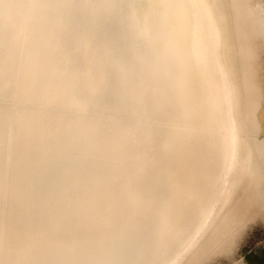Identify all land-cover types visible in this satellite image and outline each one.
Masks as SVG:
<instances>
[{
  "label": "rangeland",
  "instance_id": "374dc122",
  "mask_svg": "<svg viewBox=\"0 0 264 264\" xmlns=\"http://www.w3.org/2000/svg\"><path fill=\"white\" fill-rule=\"evenodd\" d=\"M58 1L31 9L38 34L26 29V45L16 13L0 17V264H264V0H207L219 35L204 38L210 66H189L187 99L158 66L155 36L149 48L119 34L140 0ZM81 8L108 19L95 39L76 23ZM52 11L71 19L68 30ZM31 57L41 67L29 78L19 65ZM217 92L225 98L212 110ZM219 111L235 135L227 165L225 131L210 118Z\"/></svg>",
  "mask_w": 264,
  "mask_h": 264
},
{
  "label": "bare ground",
  "instance_id": "6f19581e",
  "mask_svg": "<svg viewBox=\"0 0 264 264\" xmlns=\"http://www.w3.org/2000/svg\"><path fill=\"white\" fill-rule=\"evenodd\" d=\"M16 1V2H15ZM24 0H14V3H12V0H0V9H3L5 13H3L4 15L1 14V19L3 20V18H7V16H9L10 14V11H14L16 14V16L14 17V19H12L17 25H18V34H19V37H18V42L17 44L19 45H22L25 43L26 40V34H25V30L27 29L29 32H30V35L32 36H35L36 34H38V31L36 29V27L34 26L37 22L35 20V17L36 16H33L32 12H31V9L35 7H37L38 9L41 10V8H43L42 6H48L49 3H50V0H45V1H42V0H28L27 2H23ZM62 1L61 3H63V0H60ZM58 1V2H60ZM68 1V0H67ZM91 1V0H89ZM138 0H136L137 2ZM142 2V6H139V3L137 5V3L134 5V6H130L131 10H130V14L128 15V19H125L124 20H127L124 21L125 22V29L121 32H119V27L117 30V33L119 32V34H122L124 36H127L126 34H132V36H134L135 34H139L142 38L146 39V41L148 42L147 43V47L150 48V44H149V40L152 39L151 35H153V39H155V41L152 39V41L150 42L151 43V47L153 49V51L155 52V54L159 53L161 56L160 59H162L161 63L158 65L160 67V69H162L163 72L166 73L167 76H169L171 82H174V79H173V73H176V84L175 86L179 89L180 91V94L183 98H188L189 96V89H190V85H191V79H190V76H189V73H188V69H189V66H197V68H208L210 66L209 64V61L208 60V54H207V50L209 49V51L211 50V47L209 46L208 48V45L207 43L205 42V39H211L212 40V43H215V41L217 40L218 38V31L216 30V28L214 27L213 25V20H214V14H213V10H212V6L210 4V2L208 3L207 0H140ZM139 1V2H140ZM41 2V3H40ZM43 2V3H42ZM65 2V1H64ZM103 2V0L101 1ZM107 2V0H106ZM23 3H26V6L23 4ZM28 3V4H27ZM72 3V2H70ZM110 3V2H109ZM132 3V2H131ZM52 4V3H51ZM91 4V3H90ZM104 4V3H103ZM106 4V3H105ZM61 5V4H60ZM59 5V6H60ZM107 5V4H106ZM110 5V4H108ZM132 5V4H131ZM54 6V5H53ZM52 6V7H53ZM74 7V6H73ZM76 7V6H75ZM83 7V6H82ZM98 7V6H97ZM109 7V6H108ZM84 8V7H83ZM81 11L78 10V17L81 16V19L79 18L77 20V24L78 25H81V23H85L87 22V24L89 26H91V31H90V37H91V40L92 39H95V37L97 36V31L99 30L100 31V27L99 25H97L99 22H101L102 20L104 22H106L107 20L102 18V17H99L98 13L96 14V11L95 13L93 12H90V13H86V11L83 9ZM54 9V8H53ZM78 9V8H77ZM92 9V7H91ZM48 10V9H47ZM50 10V9H49ZM60 10V9H59ZM39 11V10H38ZM45 11V10H44ZM73 11V9L71 10ZM89 11V10H88ZM92 11V10H91ZM152 11L155 13V15L157 16L156 18L160 19L161 21H163V25L161 24L160 27L157 26V23L156 19L152 16ZM40 12V11H39ZM53 15H52V20L51 23L53 22V24H61L63 26H60V28L62 29H65V30H68L69 27L71 26V19L68 17H61L58 13L52 11ZM75 12V11H73ZM112 12V11H111ZM27 13V14H26ZM29 13V14H28ZM55 13V14H54ZM114 13V12H113ZM35 14V13H34ZM41 14V13H40ZM73 14V13H72ZM80 14V15H79ZM82 14V15H81ZM87 14V15H86ZM118 14V13H117ZM122 14V13H121ZM118 14V16L120 18H122V15ZM124 14V13H123ZM126 14V13H125ZM124 14V15H125ZM6 15V17H5ZM14 15V14H12ZM102 15V14H101ZM106 15V14H104ZM115 15V14H114ZM154 15V16H155ZM4 16V17H3ZM67 16V15H66ZM75 16H76V13H75ZM11 17V16H10ZM34 17V18H33ZM74 17V15H73ZM124 17V16H123ZM50 18V17H49ZM114 18H118V17H114ZM76 19H77V16H76ZM90 22H88L89 20ZM115 19V20H116ZM42 20V21H41ZM100 20V21H99ZM110 20V19H109ZM118 20V23H116L117 25H120L119 24V18L117 19ZM9 21V19H8ZM36 23H35V22ZM41 22H44L46 23L47 20L44 21V19H40ZM99 21V22H98ZM114 21V19H113ZM75 22V21H74ZM98 22V23H96ZM109 22V21H108ZM116 22V21H114ZM166 22V23H165ZM49 23V22H47ZM90 23V24H89ZM94 23H96V26H94ZM121 23V22H120ZM5 24V23H4ZM121 24V25H122ZM57 25V26H58ZM2 26V25H1ZM39 26V25H38ZM106 26V25H105ZM116 26V25H115ZM4 27V26H3ZM20 27V28H19ZM68 27V28H67ZM76 27V26H75ZM110 27V26H109ZM25 28V29H24ZM105 28V27H104ZM124 28V27H123ZM3 29V28H1ZM53 29V28H52ZM51 29V30H52ZM62 29V30H63ZM89 29V28H88ZM4 30V29H3ZM26 30V31H27ZM59 30V29H58ZM109 30V29H108ZM55 31V30H54ZM60 31V30H59ZM128 31V32H127ZM47 32V31H46ZM102 36L106 35L105 34V31H102ZM112 32V31H111ZM17 33V32H16ZM58 33V31H57ZM61 33V32H60ZM65 33V32H64ZM29 34V33H28ZM53 34V33H52ZM59 34V33H58ZM57 34V35H58ZM63 34V33H62ZM61 34V35H62ZM67 34V33H66ZM65 34V35H66ZM100 34V33H99ZM104 34V35H103ZM108 35V34H107ZM110 35V34H109ZM121 35V36H122ZM138 35V37H139ZM47 36V35H46ZM49 36V35H48ZM47 36V37H48ZM120 36V35H119ZM103 38V37H102ZM110 38V37H109ZM47 39V38H45ZM111 39V38H110ZM122 39V37H121ZM140 39V38H139ZM143 39V40H144ZM33 40V39H32ZM35 40V39H34ZM43 40V39H42ZM48 40V39H47ZM90 40V41H91ZM36 41H38L36 39ZM85 41V40H84ZM89 39L87 40V42L89 43L90 42ZM103 41V40H102ZM51 40L49 39L48 43H50ZM110 42V41H109ZM132 42V41H131ZM47 43V47H49V44ZM86 43V42H84ZM87 43V44H88ZM111 44V43H110ZM131 44V43H130ZM138 44V43H137ZM26 45V44H24ZM23 45V46H24ZM35 45V44H33ZM133 45V44H132ZM12 46V45H11ZM28 46V45H27ZM26 46V48H28ZM89 47V45H86ZM85 46V47H86ZM131 46V45H130ZM140 47V46H139ZM143 48V47H142ZM19 49V48H17ZM52 49V48H51ZM87 50V48H85ZM213 49V48H212ZM29 50V49H28ZM33 50V49H31ZM53 50V49H52ZM90 50V49H89ZM140 50V49H139ZM24 51V50H23ZM34 51V50H33ZM50 51V49H49ZM56 51V50H55ZM149 51V50H148ZM208 51V52H209ZM124 52V51H123ZM141 52H143V50H141ZM216 52V51H215ZM5 53V52H4ZM27 53V52H26ZM30 53V52H29ZM122 53V52H121ZM210 53V52H209ZM92 54V53H91ZM14 55V54H13ZM154 55V54H153ZM212 55H213V52H212ZM5 56V55H4ZM10 56V55H9ZM51 56V55H50ZM85 56V55H84ZM155 56V55H154ZM173 57V60H175V66L172 70V68L170 67L171 65L166 61V59H168L169 57ZM70 57V56H69ZM72 57V56H71ZM91 57H94V53H93V56ZM157 58V56H155ZM211 57V56H209ZM50 58V57H49ZM102 58V57H101ZM217 58V57H216ZM215 58V59H216ZM35 59V60H34ZM31 57V59H27L26 64L27 65H24L22 64V62H20V65L21 67H24L23 69H25V71L29 74V78H31L33 75V73L31 72H40V67H41V62L38 60V58H34ZM3 60V59H2ZM21 60V59H20ZM59 60V59H58ZM64 60V59H63ZM70 60V59H69ZM148 60V59H147ZM150 61V60H149ZM54 62V61H53ZM155 62V61H154ZM156 62H158V60H156ZM155 62V63H156ZM173 62V61H171ZM217 62V61H216ZM48 63V65H47ZM46 65L49 67V62H47ZM51 63V62H50ZM90 63V62H89ZM101 63V62H100ZM71 64V62H70ZM139 64V63H138ZM57 64L55 63L52 64L51 67H49L51 69L50 71V74L51 72H54L57 68L56 66ZM67 66V65H66ZM151 66V65H150ZM156 66V67H158ZM217 66V65H216ZM219 66V64H218ZM3 67V66H2ZM123 69V67H120ZM149 68V67H148ZM60 69V68H59ZM62 69V67H61ZM60 69V70H61ZM118 69V68H117ZM154 69V68H153ZM3 70V69H2ZM49 70V69H48ZM89 70V69H88ZM193 70H195L193 68ZM211 70V69H210ZM16 71V70H15ZM24 71V72H25ZM65 71V70H63ZM73 71V70H72ZM125 71V70H123ZM196 71H199L198 69ZM203 71V69H202ZM201 71V72H202ZM215 71V70H214ZM217 71V70H216ZM57 72V71H56ZM59 72V71H58ZM75 72V71H74ZM105 72V71H104ZM126 72V71H125ZM125 72H122V73H125ZM131 72V71H130ZM193 72V71H192ZM200 72V71H199ZM198 72V73H199ZM199 73V74H203L205 73V70L203 71V73ZM210 72V71H209ZM212 72V71H211ZM47 73V72H46ZM60 73V72H59ZM73 73V72H72ZM78 73V72H77ZM194 73V72H193ZM206 73H208L206 71ZM205 73V74H206ZM82 74V73H81ZM191 74V73H190ZM211 74V73H210ZM90 75V72L89 71H85L84 72V75H83V78L85 81V83L89 84L90 86V82L88 81V77ZM173 75V76H172ZM212 75V74H211ZM28 76V75H27ZM79 76V75H78ZM91 76V75H90ZM210 75L208 74V77ZM106 77V76H105ZM175 77V76H174ZM99 78V77H98ZM132 78V77H131ZM129 78V79H131ZM145 78V77H144ZM6 79V78H5ZM48 79V78H47ZM107 79V78H105ZM128 79V80H129ZM133 79V78H132ZM196 79V77H195ZM32 80V79H31ZM31 80L29 81V84L30 85H27L28 86V90L29 92H32L31 88L32 86H34V82H31ZM43 80V79H42ZM50 80V78H49ZM52 80V79H51ZM73 80V79H72ZM71 80V81H72ZM204 80V79H203ZM215 80V79H214ZM34 81V80H33ZM124 81V80H123ZM127 81V79H126ZM131 81V80H130ZM218 81V80H217ZM42 82V81H41ZM60 81H58L59 83ZM109 82V81H108ZM121 82H122V79H121ZM222 82V81H220ZM37 83V82H35ZM127 83V82H126ZM203 83V82H202ZM208 84V82H205ZM223 83V82H222ZM56 84V83H55ZM62 84V83H61ZM54 85V84H53ZM60 86V84H58ZM123 85V84H122ZM127 84H125L124 88L126 90L125 93H128L127 94V97L132 93V91L130 92L129 90V87L131 85V83H129V86L128 88H126ZM210 85V83H209ZM217 85V84H216ZM219 85V84H218ZM20 85H17V87H19ZM22 86V85H21ZM20 86V87H21ZM86 86V87H87ZM174 86V85H173ZM196 86V85H195ZM214 86V85H213ZM221 86V85H220ZM41 87V86H40ZM66 87L68 88V92H72V90L75 89L76 85L74 84V82H68ZM83 87V85H82ZM95 87H98V86H95ZM194 87V86H193ZM198 87V86H197ZM35 88V87H34ZM60 88V87H59ZM66 88V90H67ZM94 88V87H92ZM123 88V89H124ZM145 88V87H144ZM223 88V87H222ZM25 89V88H24ZM40 89V88H39ZM102 89V88H101ZM100 91L102 92L103 89ZM107 89V88H106ZM113 89V88H112ZM216 89V88H215ZM218 89V88H217ZM77 90V88H76ZM75 90V91H76ZM85 90V89H84ZM93 90V89H91ZM95 90V88H94ZM141 90V89H140ZM209 90V89H207ZM213 90V88H212ZM221 90V88L219 89ZM218 90V91H219ZM223 90V89H222ZM221 90V92H223ZM33 91L35 92V90L33 89ZM43 91L45 94H48L49 91H50V85L49 84H46L43 88ZM59 91V90H58ZM62 91V90H61ZM60 91V93H61ZM105 91V90H104ZM103 91V92H104ZM194 91V90H193ZM20 92V91H19ZM28 92V93H29ZM51 92V91H50ZM57 92V91H56ZM143 92V91H142ZM220 92V91H219ZM22 93V92H21ZM53 93V92H52ZM66 93V92H64ZM63 93V94H64ZM136 93V92H135ZM214 93V92H213ZM211 94V96L209 95V98L211 97L213 100V103H211V109L213 110V107H217V109H221L222 105H221V101H223V99H220L222 98L221 95L220 97L218 96V92L215 93V94ZM31 93H29L28 95H30ZM40 94V93H39ZM91 94V93H90ZM179 94V95H180ZM207 94V93H206ZM217 94V95H216ZM222 94V93H221ZM224 94V93H223ZM53 95V94H52ZM66 95V94H64ZM70 95V94H69ZM75 96V94H72ZM102 95V94H101ZM104 95V94H103ZM132 95V94H131ZM130 95V96H131ZM146 95V94H145ZM144 92L143 94L141 95V99L144 98ZM37 96V95H36ZM62 96V94H61ZM60 96V97H61ZM68 96V95H67ZM125 97V94L123 95ZM137 96V95H136ZM140 96V95H139ZM22 97V96H21ZM27 97V96H26ZM65 97V96H64ZM71 97V96H70ZM69 97V98H70ZM194 97V96H193ZM207 97V96H205ZM41 98V97H40ZM94 98V97H92ZM129 98V97H128ZM198 98V97H197ZM210 98V99H211ZM26 99V98H25ZM53 99V98H52ZM59 99V98H58ZM61 99V98H60ZM74 99H76L74 97ZM87 99V98H86ZM89 99V98H88ZM126 99V98H125ZM206 99V98H204ZM203 99V100H204ZM38 100V99H37ZM40 100V99H39ZM68 100V99H67ZM72 99H70L71 101ZM79 100V99H78ZM95 99L91 100V102H95L94 101ZM189 100V99H188ZM29 101V100H28ZM44 101V100H43ZM80 101V100H79ZM78 101V102H79ZM47 102V101H46ZM53 102V101H52ZM182 102V101H181ZM205 102V100H204ZM81 103V102H79ZM83 103V102H82ZM186 103V102H185ZM193 103V102H192ZM194 104V103H193ZM213 104V105H212ZM225 104V103H224ZM80 105V104H79ZM188 105V103H187ZM92 106V104H91ZM207 106V105H206ZM213 106V107H212ZM227 106V105H226ZM186 107V106H185ZM192 107V105H191ZM195 107V106H194ZM82 108V107H81ZM227 108V107H226ZM183 109V108H182ZM187 109V108H186ZM24 110V108H23ZM223 110V113L225 112L224 110L225 109H222ZM186 111V110H184ZM209 111V110H208ZM20 112V118L21 116L24 114L22 111H18V113ZM26 112V111H25ZM28 112V111H27ZM182 112V111H181ZM193 112V111H192ZM213 112V111H212ZM220 112V111H219ZM22 113V114H21ZM180 113V112H178ZM188 113V111H187ZM217 113V111H216ZM223 113L221 114V112L219 114H221V116L219 117V121L216 119V117L214 115H211L210 118L212 117V121L217 123L219 125L220 128H222L224 131H225V134H224V138L221 143L219 144V147L220 149L222 150V155L221 157V162H222V165L225 164L227 165L228 163L231 162V156L233 155V152L235 151V145H233L231 143V141H228L226 142L225 140H232L233 138H235V135L233 134L234 132H231V123L229 121H226ZM195 114V113H194ZM211 114V113H210ZM213 114V113H212ZM29 115V114H27ZM188 115V114H187ZM226 115V114H225ZM11 116V115H10ZM217 116V115H216ZM228 116V114L226 115ZM19 118V117H18ZM19 118V119H20ZM190 118V117H189ZM229 118V117H228ZM181 119V118H180ZM22 120H24V118H22ZM187 120V119H186ZM211 120V119H210ZM209 120V121H210ZM12 121V119H11ZM19 121V120H18ZM10 122V121H9ZM22 122V121H21ZM82 122V121H81ZM22 124V123H21ZM26 124V123H25ZM54 125V124H53ZM80 125H83L82 127L84 128V126L86 125V123H81ZM32 126V125H31ZM87 126V125H86ZM7 127V126H6ZM14 127V126H13ZM24 127V126H23ZM147 127V126H146ZM16 128V127H15ZM87 128V127H86ZM55 129V128H54ZM81 129V128H80ZM185 129V128H184ZM1 130V129H0ZM4 130V129H3ZM14 130V129H13ZM49 130V129H48ZM82 130V129H81ZM19 131V130H18ZM58 131V130H57ZM185 132V131H184ZM56 133V132H55ZM224 133V132H223ZM13 134V133H11ZM54 135V134H53ZM58 135V134H56ZM81 136V135H80ZM88 136V134H87ZM134 136V135H133ZM216 136V135H215ZM54 137V136H53ZM63 137V136H62ZM126 137V136H125ZM212 137V136H211ZM55 140V139H54ZM62 141V140H61ZM216 141V140H215ZM214 141V142H215ZM8 142V141H7ZM168 143L169 145L172 144L170 141L169 142H166ZM5 144V143H4ZM9 145V144H8ZM73 145V144H72ZM17 149V148H16ZM218 149V147H217ZM6 150V149H5ZM219 150V151H221ZM10 151V150H9ZM173 151V150H172ZM15 152V151H14ZM13 153V152H12ZM43 158V157H42ZM17 160V159H16ZM219 160V159H218ZM13 163V162H12ZM225 169V167H224ZM8 172V171H7ZM216 172V171H215ZM226 172V171H225ZM225 172H224V175H225ZM12 173V172H10ZM223 175V176H224ZM222 176V175H221ZM222 176V179H224ZM13 178V177H12ZM220 179V178H219ZM220 179V180H222ZM170 181V180H169ZM160 207V206H158ZM163 209V208H162ZM117 210V209H116ZM167 211V210H166ZM210 211V210H209ZM31 218V217H30ZM42 222V221H41ZM43 225V224H42ZM168 231V230H167ZM178 231V230H177ZM156 234V232H155Z\"/></svg>",
  "mask_w": 264,
  "mask_h": 264
}]
</instances>
